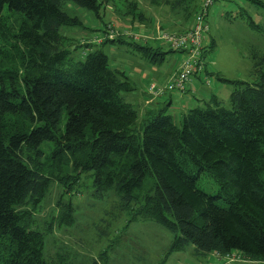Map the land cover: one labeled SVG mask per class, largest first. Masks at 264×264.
<instances>
[{
	"label": "trees",
	"instance_id": "16d2710c",
	"mask_svg": "<svg viewBox=\"0 0 264 264\" xmlns=\"http://www.w3.org/2000/svg\"><path fill=\"white\" fill-rule=\"evenodd\" d=\"M112 1L0 0V264H47L45 237L71 226L74 209L59 201L43 230L32 228V211L52 183L64 187L83 174L91 175L97 199L113 190L131 221L150 220L173 234L163 262L192 245L195 256L235 252L264 263V54L251 53L253 83L218 76L233 87L228 105L212 95L179 124L166 106L138 121L125 99L134 84L99 48L130 46L151 66L165 53L104 34L77 60L81 45L65 46L60 34L61 27L83 26L63 4L101 19ZM142 1L182 15L196 8L195 0ZM245 1L264 8L263 0ZM131 6L127 15L142 20L137 2ZM211 46L203 44L205 66ZM202 176L212 179L214 194L199 187ZM100 264H107L105 253Z\"/></svg>",
	"mask_w": 264,
	"mask_h": 264
},
{
	"label": "rangeland",
	"instance_id": "374dc122",
	"mask_svg": "<svg viewBox=\"0 0 264 264\" xmlns=\"http://www.w3.org/2000/svg\"><path fill=\"white\" fill-rule=\"evenodd\" d=\"M132 2H137V13L143 14L137 16L142 17L143 21L127 15L132 8ZM204 2L205 0H195V10L189 15H182L172 13L165 6L153 8L142 0H113L108 9L103 10L105 16L101 19L74 4H63V10L70 16L78 17L83 26L61 27L60 34L69 39L64 41L65 46L81 45L82 48L78 49L77 54H73L77 60L81 59V54L87 52L83 50L86 44L92 46L101 43L105 34L102 30H106L105 38L108 34L116 35L117 38L125 37L126 34L145 36L147 41L141 42L142 45L160 48L165 53L163 62L157 68L160 76L169 72L170 77L162 78L160 82L150 81L147 85L155 84L161 87L180 70L184 57L179 52L170 53L168 46L158 40L159 36L162 32L179 35L189 31L195 18L203 12ZM240 9L244 10L246 15L240 17ZM248 18L260 25L261 30L252 29ZM206 19L209 31L204 35V40L213 44L208 53V64L205 66L210 74V86H200L198 92L202 93V97L210 98L215 95L228 105L233 87L219 81L218 76L249 84L256 80L251 73V53L264 54V8L249 4L245 0H216L209 7ZM14 20L15 17H11L10 23H14ZM96 30L98 31L95 32ZM99 50L108 57L111 69L126 71L127 74L131 71L137 78L138 67L146 70V74L149 71L147 58L130 46L106 44ZM140 73L143 71L140 70ZM167 95H171L174 104L164 110L179 124L180 118L185 114L183 111L189 107L187 99H190L191 95L188 92H173ZM140 118L141 115L138 121ZM47 146L48 144H43L41 149L46 151ZM72 180L73 183L65 184L64 187L57 182L52 183L39 207L32 211V228L43 230L46 224L57 216L59 201L61 205L71 203L74 209V221L71 226H55L52 234L45 237L43 254L47 264H100L103 253L106 254L107 264H206L204 257L194 255L192 245L184 251L169 254L163 262L173 240L170 231L150 220L131 221L130 214L120 210V199L113 190L103 198L97 199L93 193L90 174H83ZM199 187L208 194H214L217 190L212 179L207 176L201 177ZM27 209L30 210L29 207ZM241 261L240 263H250L244 258Z\"/></svg>",
	"mask_w": 264,
	"mask_h": 264
},
{
	"label": "built area",
	"instance_id": "2783aa9c",
	"mask_svg": "<svg viewBox=\"0 0 264 264\" xmlns=\"http://www.w3.org/2000/svg\"><path fill=\"white\" fill-rule=\"evenodd\" d=\"M216 0H205L203 12L195 18L194 25L187 32L175 35L171 32H162L158 40L166 44L169 49L178 51L183 55L182 67L174 74L164 86L151 84L147 87V94L151 98L161 100L167 93H185L191 80L203 73L205 63L201 60L202 48L205 42L204 35L209 31V25L206 21L208 9ZM129 34V33H128ZM129 39L146 43L147 38L143 35H127ZM208 85V82L206 83ZM243 256L239 253H230L224 256L215 254L214 260L209 264H237L242 262Z\"/></svg>",
	"mask_w": 264,
	"mask_h": 264
},
{
	"label": "crops",
	"instance_id": "0c3cea01",
	"mask_svg": "<svg viewBox=\"0 0 264 264\" xmlns=\"http://www.w3.org/2000/svg\"><path fill=\"white\" fill-rule=\"evenodd\" d=\"M105 34H106V32H105ZM94 36L97 38L96 34ZM111 36H109V34H108L106 36V38L108 40H112V41H113V39L117 38L116 35H114V36L111 35ZM122 39H124L128 42L134 43V44L135 43L139 44L138 42L133 41L126 36L122 37ZM205 42H206V43H204L205 45L208 44V41H205ZM86 50H89V49H86ZM146 63L149 65V71L146 74L145 73L146 70H143L142 68L138 67L139 69H138L137 73L139 75V78L135 77L133 72H131V71H128V74L126 71L125 72L123 71L125 73V75L132 81V83L134 84L135 89H136L134 92L126 94L125 99L128 103L132 104L135 107V109L138 110L141 117L145 113L151 112L153 110L161 109L162 106L164 108H165V106H166V108L167 107L171 108V105L174 104L172 98H170L171 95H169V96L166 95L161 100H156V99L151 98L150 95L147 94V92H146L147 87H148L147 85L149 84L150 81L160 82V79H162V78H169L170 74H169V72H166L164 76H162V74L160 76L159 70H158L159 68H157V66H151L148 62H146ZM140 70L143 71L142 74L140 73ZM205 71L206 70H204L203 73H201L200 75H197L196 77H194L191 80V82L189 83L188 89H187L188 94L191 95L190 99H187L189 107H188V109L183 111V113L186 112L187 110L191 109V108H194L198 105H201L200 104L201 100H207L208 99V96L202 97V93L198 92V91H200V86H204V87L210 86V81L208 80L209 77L207 76V73ZM143 82H144V84H143ZM207 82H209V85H206ZM167 100H168V102H167ZM165 102H167V103L165 104ZM176 112H178V111H176ZM215 254L216 253H211L207 257H204V259L206 260L204 263H206V264L211 263L215 258ZM239 264H264V263L250 262V263H239Z\"/></svg>",
	"mask_w": 264,
	"mask_h": 264
}]
</instances>
